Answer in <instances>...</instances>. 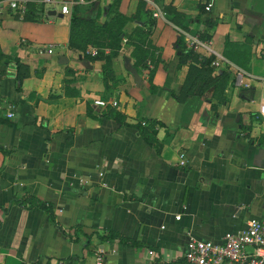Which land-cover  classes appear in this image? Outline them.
Segmentation results:
<instances>
[{
  "label": "crops",
  "instance_id": "crops-1",
  "mask_svg": "<svg viewBox=\"0 0 264 264\" xmlns=\"http://www.w3.org/2000/svg\"><path fill=\"white\" fill-rule=\"evenodd\" d=\"M157 1L159 18L141 0H60L23 17L0 0V51L21 61L0 63V264H95L101 250L105 264L184 263L191 237L223 242L264 219V83L253 80L264 78V0H213L210 11V0ZM75 6L124 21L109 88L101 52L111 50L89 60L70 47ZM148 26L152 78L128 41ZM188 35L228 62L210 73L181 60ZM223 71L221 93L209 77ZM148 121L152 143L140 128Z\"/></svg>",
  "mask_w": 264,
  "mask_h": 264
},
{
  "label": "built area",
  "instance_id": "built-area-1",
  "mask_svg": "<svg viewBox=\"0 0 264 264\" xmlns=\"http://www.w3.org/2000/svg\"><path fill=\"white\" fill-rule=\"evenodd\" d=\"M40 2L48 6H56L60 0H8L9 8L18 16L26 15L31 2ZM84 2V0H79ZM145 2L155 18L163 16L162 9L157 0H141ZM213 8V0L206 4V10L210 11ZM62 12L65 14L71 13V8L68 4L62 6ZM189 46L198 51L202 48L215 55L212 64L220 67L227 60L217 54L211 47V42L202 40L199 36L188 35ZM56 44L50 43L46 47L47 53H53ZM92 55L97 54V49H92ZM228 62V61H227ZM242 71L239 72V75ZM257 83H264L263 77H253ZM240 84H243L242 81ZM250 87V83L244 84ZM95 104L99 106H108L109 104L116 106V101L95 100ZM13 108V106H12ZM13 110L7 113L9 118L14 117ZM180 165H186L185 154H181ZM182 215H177L176 219H181ZM150 255H154V250H149ZM184 263H169V264H264V219L252 218L248 222V227L245 230L237 232H227L223 242H213L211 240H199L194 237L190 238L187 250L184 255ZM36 264H48L44 260L38 261ZM56 264H72L67 260H58ZM95 264H105L104 251L101 250L96 256Z\"/></svg>",
  "mask_w": 264,
  "mask_h": 264
},
{
  "label": "trees",
  "instance_id": "trees-1",
  "mask_svg": "<svg viewBox=\"0 0 264 264\" xmlns=\"http://www.w3.org/2000/svg\"><path fill=\"white\" fill-rule=\"evenodd\" d=\"M46 11V6L43 3H37L30 5V8L28 9V12L26 14L30 13H39L40 15H43ZM112 12V11H110ZM100 15L93 16L90 18L84 17L79 13L78 7H74L72 16H71V22H70V38L69 43L70 47L75 48L79 50L83 56L89 60H92L94 58L99 57L101 53L104 54V57L106 59V64L103 66V75H104V82L107 88L111 86L112 83L116 80V74L115 69L113 65V58L118 54L121 46L122 41L127 33L123 31V24L124 21H121L117 17H113L109 20H105L103 22H99ZM146 28L139 27L135 32L131 35H129L130 42L134 41L133 36H136L138 34L140 37L143 36L144 39L149 38V33L145 31ZM203 39H210V36L208 33H203L201 35ZM132 38V39H130ZM150 43V41H149ZM179 46L181 49L185 48V51L183 50V54L181 55V60H192L195 62H200L202 65L206 66L210 73L213 72V68L211 66L212 61L214 60V56L211 57H204L200 53H197L193 49L188 48L186 42L181 39L179 42ZM90 46H99L109 48L111 50V53L108 55L105 54V52H101L99 49V52L96 56H92L88 50ZM101 52V53H100ZM148 50L141 48V46L136 44L135 49V56L138 57L135 67L142 66L143 68L147 69L149 71V76H153V70L148 65ZM151 53V52H150ZM14 62L16 65L20 66V59L15 57H11L2 51H0V63L2 64H10ZM228 73L225 71L221 72L220 75H217L216 77H213L210 75L209 80H212V83L215 84L216 80L220 81V83H217V91L223 92L225 86H226V80L224 79V76H226ZM17 77L19 80L22 81L19 74H17ZM223 78V81H222ZM215 82V83H214ZM212 83H208V86L212 85ZM153 87V86H152ZM156 87L152 88V93L156 92ZM221 98L223 96L220 94ZM156 122L155 121H148L147 126L141 127V132L143 136L146 138L147 141L150 143L153 142V136L156 133ZM51 208L50 204H44V206ZM109 237L111 238H119L117 234L110 232ZM122 241H126L125 237L119 238Z\"/></svg>",
  "mask_w": 264,
  "mask_h": 264
},
{
  "label": "rangeland",
  "instance_id": "rangeland-1",
  "mask_svg": "<svg viewBox=\"0 0 264 264\" xmlns=\"http://www.w3.org/2000/svg\"><path fill=\"white\" fill-rule=\"evenodd\" d=\"M77 7H78V10H79L80 6H77ZM66 18H67V16H66ZM145 31H147L149 33V38L148 39H144L143 36L140 37L138 34H136V36H133L134 41H132V44L135 46V49H136V44H137V45L141 46V48L148 50V52H149L148 55H147L148 56V60H152V62H153L156 59L155 58L156 50H155V46L153 44V41L151 39V33L152 32H151L150 26H148L145 29ZM130 39H132V38H130ZM128 41H131V40L128 39ZM149 41H150V43H149ZM95 47L98 48V49H102L103 48V47L99 48V46H95Z\"/></svg>",
  "mask_w": 264,
  "mask_h": 264
},
{
  "label": "water",
  "instance_id": "water-1",
  "mask_svg": "<svg viewBox=\"0 0 264 264\" xmlns=\"http://www.w3.org/2000/svg\"><path fill=\"white\" fill-rule=\"evenodd\" d=\"M53 14H55L56 13V11H51ZM61 15L60 16H63V14L62 13H60ZM64 58L63 57H61V61L63 62L64 60H63ZM64 62H68V59L66 58V61H64ZM135 71V70H134ZM136 77H137V79H139L140 80V77L138 76V74H136Z\"/></svg>",
  "mask_w": 264,
  "mask_h": 264
}]
</instances>
